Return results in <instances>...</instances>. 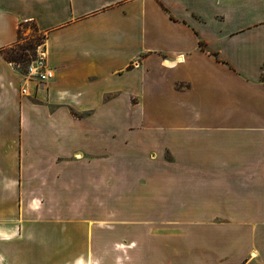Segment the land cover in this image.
<instances>
[{"label":"crops","instance_id":"1","mask_svg":"<svg viewBox=\"0 0 264 264\" xmlns=\"http://www.w3.org/2000/svg\"><path fill=\"white\" fill-rule=\"evenodd\" d=\"M0 264H264V0H0Z\"/></svg>","mask_w":264,"mask_h":264},{"label":"rangeland","instance_id":"2","mask_svg":"<svg viewBox=\"0 0 264 264\" xmlns=\"http://www.w3.org/2000/svg\"><path fill=\"white\" fill-rule=\"evenodd\" d=\"M21 38L20 42L16 47L12 46L11 48H8V52H11V50H14V52H22L25 56L24 61L18 63L16 67L18 70H20L21 73H25L27 66L30 64L32 60H35L37 57V51L38 48L41 47V43L44 41L43 34H40L37 30L34 29V27L30 24H27L25 27L21 29ZM33 44V47L31 49L22 50L23 47L28 45L29 43ZM39 44V45H38ZM69 259H71L70 256H68Z\"/></svg>","mask_w":264,"mask_h":264},{"label":"built area","instance_id":"3","mask_svg":"<svg viewBox=\"0 0 264 264\" xmlns=\"http://www.w3.org/2000/svg\"><path fill=\"white\" fill-rule=\"evenodd\" d=\"M36 57L27 66L23 75L28 81L44 83L52 78V73L46 65L44 52L41 50V47L38 48ZM22 91L25 92L26 90L23 89Z\"/></svg>","mask_w":264,"mask_h":264},{"label":"trees","instance_id":"4","mask_svg":"<svg viewBox=\"0 0 264 264\" xmlns=\"http://www.w3.org/2000/svg\"><path fill=\"white\" fill-rule=\"evenodd\" d=\"M26 25H27V24H20V25H19V29H18V40H17L15 46L13 45L14 47H16V46L18 45V43L20 42V40H22V38H21V29H22L23 27H25ZM33 27H34L35 30H37L35 26H33ZM41 44H43V42H42ZM38 45H39V44H38ZM11 47H12V46H11ZM11 47H9V48H11ZM32 47H33V44H32V42H31V43H29L28 45H26L25 47H23L22 50L31 49ZM2 52H3V54H4L5 59H6L8 62H12V63H14L15 65H17L18 63L24 61L23 58H25V56H23L24 54H23L22 52H20V53H18V52H14V50H11V52H8V48L5 49V50H3Z\"/></svg>","mask_w":264,"mask_h":264}]
</instances>
